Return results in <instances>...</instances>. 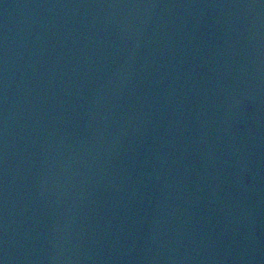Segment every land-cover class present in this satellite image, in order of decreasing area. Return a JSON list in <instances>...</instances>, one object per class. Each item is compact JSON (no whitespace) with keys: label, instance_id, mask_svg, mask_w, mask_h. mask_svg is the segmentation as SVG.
<instances>
[{"label":"water","instance_id":"water-1","mask_svg":"<svg viewBox=\"0 0 264 264\" xmlns=\"http://www.w3.org/2000/svg\"><path fill=\"white\" fill-rule=\"evenodd\" d=\"M0 264H264V0H0Z\"/></svg>","mask_w":264,"mask_h":264}]
</instances>
